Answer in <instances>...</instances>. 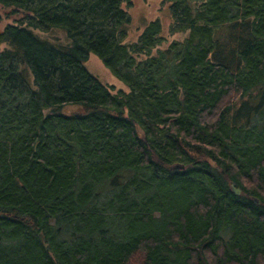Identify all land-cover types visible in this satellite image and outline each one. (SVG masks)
I'll list each match as a JSON object with an SVG mask.
<instances>
[{
	"label": "trees",
	"instance_id": "trees-1",
	"mask_svg": "<svg viewBox=\"0 0 264 264\" xmlns=\"http://www.w3.org/2000/svg\"><path fill=\"white\" fill-rule=\"evenodd\" d=\"M167 1L0 0V264H264V0Z\"/></svg>",
	"mask_w": 264,
	"mask_h": 264
},
{
	"label": "rangeland",
	"instance_id": "rangeland-1",
	"mask_svg": "<svg viewBox=\"0 0 264 264\" xmlns=\"http://www.w3.org/2000/svg\"><path fill=\"white\" fill-rule=\"evenodd\" d=\"M131 5L126 7L130 15V24L127 30V36L125 38L126 43L135 41L139 34L142 32L144 26L153 20H158L161 24V35L165 38V41L159 46L160 49L165 48L173 40H183L187 35V32H178L175 34L169 33V26L171 23V15L169 9V3L167 0H130ZM18 16L10 15L8 8L0 4V30L7 24L14 23ZM56 31V30H53ZM39 37L47 39L53 33H46L41 31H34ZM62 32L64 39L66 40V34ZM61 36L59 33H54ZM156 53V49L153 50ZM84 66L87 70L97 77L102 83L110 85L114 88V91L118 90L127 91V86L119 79H117L111 71L102 63L97 55L89 53ZM77 106H68L67 109H75Z\"/></svg>",
	"mask_w": 264,
	"mask_h": 264
},
{
	"label": "water",
	"instance_id": "water-1",
	"mask_svg": "<svg viewBox=\"0 0 264 264\" xmlns=\"http://www.w3.org/2000/svg\"><path fill=\"white\" fill-rule=\"evenodd\" d=\"M173 168H180V166H179V165H175V166H173ZM235 191H236L237 193H239L240 190H239L238 188H236ZM255 202L258 203L257 200H256Z\"/></svg>",
	"mask_w": 264,
	"mask_h": 264
}]
</instances>
